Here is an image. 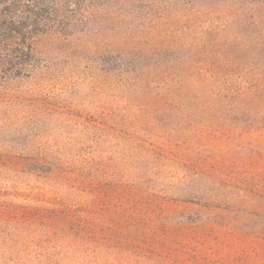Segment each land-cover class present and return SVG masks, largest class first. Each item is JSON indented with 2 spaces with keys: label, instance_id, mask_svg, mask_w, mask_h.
I'll return each mask as SVG.
<instances>
[{
  "label": "rangeland",
  "instance_id": "1",
  "mask_svg": "<svg viewBox=\"0 0 264 264\" xmlns=\"http://www.w3.org/2000/svg\"><path fill=\"white\" fill-rule=\"evenodd\" d=\"M96 3L0 77V264H264V119L193 91L264 82V0Z\"/></svg>",
  "mask_w": 264,
  "mask_h": 264
},
{
  "label": "trees",
  "instance_id": "2",
  "mask_svg": "<svg viewBox=\"0 0 264 264\" xmlns=\"http://www.w3.org/2000/svg\"><path fill=\"white\" fill-rule=\"evenodd\" d=\"M4 1L0 12V77L7 74L26 75L36 66L34 43L37 31H71L77 22L83 21L99 0H0ZM195 98L209 97L221 110L225 99L232 98L228 107L249 108L258 116L264 115V82L233 83L195 82ZM260 122V121H259ZM261 128H264V125ZM169 242L168 239H164ZM188 243L191 237H179Z\"/></svg>",
  "mask_w": 264,
  "mask_h": 264
}]
</instances>
